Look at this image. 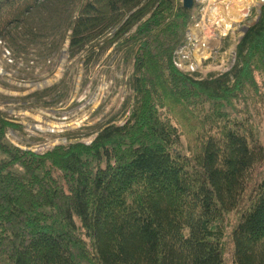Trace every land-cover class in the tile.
Wrapping results in <instances>:
<instances>
[{"label":"trees","instance_id":"trees-1","mask_svg":"<svg viewBox=\"0 0 264 264\" xmlns=\"http://www.w3.org/2000/svg\"><path fill=\"white\" fill-rule=\"evenodd\" d=\"M46 0H0V39ZM71 56L97 38L132 59L137 104L88 143L23 149L0 112V264H264V3L229 73L172 62L190 10L178 0H51ZM112 34H109L110 31ZM67 32H69L67 34Z\"/></svg>","mask_w":264,"mask_h":264},{"label":"rangeland","instance_id":"rangeland-1","mask_svg":"<svg viewBox=\"0 0 264 264\" xmlns=\"http://www.w3.org/2000/svg\"><path fill=\"white\" fill-rule=\"evenodd\" d=\"M46 1L48 10L28 14L12 29L20 48L0 39V112L19 126L9 128L6 137L36 152L76 141L88 143L99 126L124 124L137 104L130 87L132 59L125 58V50L116 43L97 38L71 56L66 38L57 51H48L61 34L55 31L58 14L51 0ZM263 3L253 0L241 24L252 25ZM261 124L264 129V121ZM237 216L240 211L226 216L225 264H231L228 238Z\"/></svg>","mask_w":264,"mask_h":264},{"label":"built area","instance_id":"built-area-1","mask_svg":"<svg viewBox=\"0 0 264 264\" xmlns=\"http://www.w3.org/2000/svg\"><path fill=\"white\" fill-rule=\"evenodd\" d=\"M252 1L193 0L189 23L173 52L174 66L197 79L229 73L237 59L235 48L228 47L236 46L247 28L241 22Z\"/></svg>","mask_w":264,"mask_h":264},{"label":"water","instance_id":"water-1","mask_svg":"<svg viewBox=\"0 0 264 264\" xmlns=\"http://www.w3.org/2000/svg\"><path fill=\"white\" fill-rule=\"evenodd\" d=\"M193 0H182V6L186 9H190L192 7ZM258 17V16H257ZM247 28L244 29V32L246 31Z\"/></svg>","mask_w":264,"mask_h":264}]
</instances>
